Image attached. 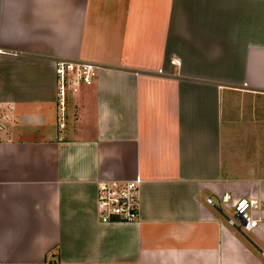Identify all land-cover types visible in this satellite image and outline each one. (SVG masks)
Returning a JSON list of instances; mask_svg holds the SVG:
<instances>
[{"label":"crops","instance_id":"obj_1","mask_svg":"<svg viewBox=\"0 0 264 264\" xmlns=\"http://www.w3.org/2000/svg\"><path fill=\"white\" fill-rule=\"evenodd\" d=\"M59 60L101 66L64 127ZM134 179L139 221L102 224L100 183ZM244 199H264V0H0V264H264Z\"/></svg>","mask_w":264,"mask_h":264},{"label":"built area","instance_id":"obj_2","mask_svg":"<svg viewBox=\"0 0 264 264\" xmlns=\"http://www.w3.org/2000/svg\"><path fill=\"white\" fill-rule=\"evenodd\" d=\"M101 66L92 62L59 60L58 114L60 126L64 127L68 95L77 93L82 86L91 85L97 78ZM141 180L103 181L97 194V212L102 224L134 223L140 219ZM230 196L223 198L228 202ZM208 202L213 204L212 200ZM264 209V199H244L234 204L235 218L240 227L250 232L260 223L257 214ZM235 226V221L230 220Z\"/></svg>","mask_w":264,"mask_h":264}]
</instances>
